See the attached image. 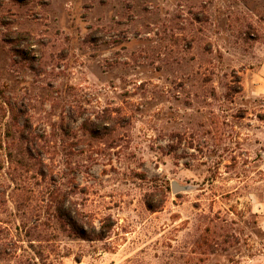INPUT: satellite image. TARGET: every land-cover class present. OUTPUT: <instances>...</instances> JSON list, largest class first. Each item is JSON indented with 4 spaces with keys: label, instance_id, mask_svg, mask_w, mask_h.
<instances>
[{
    "label": "rangeland",
    "instance_id": "rangeland-1",
    "mask_svg": "<svg viewBox=\"0 0 264 264\" xmlns=\"http://www.w3.org/2000/svg\"><path fill=\"white\" fill-rule=\"evenodd\" d=\"M56 200L113 227L69 237ZM27 261L264 264V0H0V264Z\"/></svg>",
    "mask_w": 264,
    "mask_h": 264
},
{
    "label": "trees",
    "instance_id": "trees-1",
    "mask_svg": "<svg viewBox=\"0 0 264 264\" xmlns=\"http://www.w3.org/2000/svg\"><path fill=\"white\" fill-rule=\"evenodd\" d=\"M64 201L56 200L57 220L62 222V228L68 227V236L74 237L83 241H100L103 240L113 227L110 222L105 224L103 221L99 222V226L94 224V221L87 215L78 213L75 209L70 208L69 211L61 213ZM146 207L149 211L155 212L161 207V204H152L146 202ZM109 220V219H108ZM34 262V263H33ZM24 262V264H38L35 261Z\"/></svg>",
    "mask_w": 264,
    "mask_h": 264
},
{
    "label": "water",
    "instance_id": "water-1",
    "mask_svg": "<svg viewBox=\"0 0 264 264\" xmlns=\"http://www.w3.org/2000/svg\"><path fill=\"white\" fill-rule=\"evenodd\" d=\"M171 188H172V192L174 193H177V192H180V191H183L185 190V187H182V186H179L177 183L173 182L171 184Z\"/></svg>",
    "mask_w": 264,
    "mask_h": 264
}]
</instances>
